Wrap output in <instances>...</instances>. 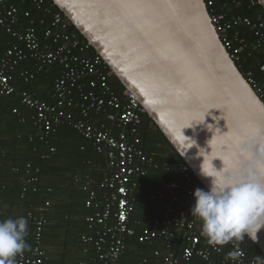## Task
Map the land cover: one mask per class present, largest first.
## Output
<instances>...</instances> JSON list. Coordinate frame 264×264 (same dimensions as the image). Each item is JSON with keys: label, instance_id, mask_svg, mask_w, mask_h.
<instances>
[{"label": "built area", "instance_id": "2783aa9c", "mask_svg": "<svg viewBox=\"0 0 264 264\" xmlns=\"http://www.w3.org/2000/svg\"><path fill=\"white\" fill-rule=\"evenodd\" d=\"M248 1L249 7L260 5L259 0ZM18 2L28 7L21 11L12 0H0V26L16 40L4 51L0 50V95L18 93L22 103L36 112L34 122L42 137H51L57 128L68 124L91 140L94 150L105 158L107 169L99 182L87 173H78L74 178L75 184L88 193L86 207L94 209L87 220L97 226L94 234L82 236L83 242L95 249L90 261L84 264H121L128 239L136 235V229L131 226V216L143 193L139 179L158 165L143 147L139 124L145 108L130 88L115 89L107 63L98 53L88 54L92 45L71 29L72 22L62 11L55 10L54 5L46 3V0ZM206 3L226 48L264 102V82L252 71H244L242 47L234 46L230 37L232 30L247 21L231 17L226 10L220 11L216 0H206ZM248 25L256 38L255 47H264V13L258 12ZM26 60H31L38 72H48L55 65L61 67L54 83L53 102L41 100L26 90L20 91L14 84L13 72L19 63ZM33 77L31 70L23 73L26 82ZM14 113H19V110L14 109ZM100 115L105 120H100ZM21 120L25 121V118ZM51 150L55 151V148ZM27 167L31 168V164ZM178 169L180 181L163 183L166 199L162 216L139 223L142 228L139 242L153 244L161 240L164 249H156L154 253L156 256L164 253V264H180L181 259L194 256L200 258L202 264H237L225 257L238 241L229 242L226 246H213L202 238L201 221L190 214L195 190L190 186L191 169L187 163H179ZM31 180L38 178L33 176ZM156 197L151 195V198ZM185 197L188 199L186 205L183 203ZM26 218V242L32 236L34 244L16 257V264H43L47 258L42 246L47 219L44 214L35 212H28ZM31 226L34 229L32 233ZM177 238L183 243L181 257L173 251ZM240 249L244 255L239 264H255L247 250ZM139 264L151 262L144 258Z\"/></svg>", "mask_w": 264, "mask_h": 264}, {"label": "water", "instance_id": "95a60500", "mask_svg": "<svg viewBox=\"0 0 264 264\" xmlns=\"http://www.w3.org/2000/svg\"><path fill=\"white\" fill-rule=\"evenodd\" d=\"M52 1L207 189L213 177L200 173L199 155L206 164L213 158L222 178L238 179L249 168L264 173V102L226 48L206 0ZM257 236L264 253V228Z\"/></svg>", "mask_w": 264, "mask_h": 264}, {"label": "trees", "instance_id": "16d2710c", "mask_svg": "<svg viewBox=\"0 0 264 264\" xmlns=\"http://www.w3.org/2000/svg\"><path fill=\"white\" fill-rule=\"evenodd\" d=\"M216 1L220 11L226 10L225 6L228 4L232 7L228 11L231 17H234L232 14L238 11L240 15L248 17L247 22H253L258 12L264 13L261 4L252 8L249 7L248 0ZM12 2L17 3L21 11L28 7L19 3L18 0H12ZM46 3L53 4L55 10L61 11L52 0H46ZM242 15L241 17H243ZM247 22L232 30L230 37L234 40V46L242 47L241 65H243L244 71H252L260 81L264 82V47H255L256 38ZM71 29L81 39L86 40L73 24ZM15 42L16 40L0 26V50L4 51L11 43ZM96 53L93 47L88 52L90 55ZM27 62L33 64L31 60H26L19 63L14 70V84L20 91L26 90L41 100L53 102L54 83L61 73V67L55 65L48 72H38L33 64V68L30 70L34 72V77L26 82L23 73L29 69L21 70V68ZM107 68L110 70L109 66ZM110 81L117 91H122L125 88L116 76H111ZM14 109H18L19 113H14ZM77 112L78 109L75 110L76 114ZM35 113L33 109L22 103L18 93L8 96L0 95V145L2 146L0 151V220L9 217H26L28 212H35L44 214L48 224L49 220L53 219V214L58 207L60 210L64 208L68 212L74 209V205L65 207L60 204L61 195L73 188L71 191L76 194L77 208L80 210L78 214L81 213L85 226V232L80 236V240L88 255L82 259V262H85L86 259L89 261L94 255L95 249L92 245L85 244L82 236L92 235L97 230V226L87 220L94 209L86 207L88 193L81 186L75 184L74 178L78 173H87L99 182L107 169L106 160L94 150L91 140L84 138L68 124L57 128L51 137H42L34 122ZM22 117L25 118V121L21 120ZM99 119L105 120V117L100 115ZM139 128L146 154L153 157L158 165L150 168L148 173L139 179L143 193L131 216V226L136 229V235L128 239V247L122 256L121 264H126V261L127 264H139L144 258H148L151 264H164V253L160 256H156L154 253L156 249H164L162 241L156 240L153 244L142 243L139 242L138 236L142 231V223L162 216L166 199L163 183L171 180L180 181L178 165L186 162L146 112L142 114ZM51 148H55V151H52ZM89 161L92 163L88 164ZM28 164H31L29 169ZM15 168L17 170H14ZM37 169L39 172H36ZM191 174V187L208 190L192 170ZM33 176H36L38 180H31ZM153 194L157 197L151 198ZM47 202L50 204L47 205ZM187 202L188 199L185 197L183 203L186 205ZM33 230V226H31V233ZM202 238L206 239L203 236ZM44 243L43 234L42 246L45 250ZM237 243L247 250L250 259H255L256 255H264L261 249L247 237ZM28 244L29 248L34 244L32 236H30ZM182 250L181 239H175L173 251L181 257ZM43 264H54L51 256L47 254ZM180 264H202V262L200 258L194 256L189 259H181Z\"/></svg>", "mask_w": 264, "mask_h": 264}, {"label": "clouds", "instance_id": "9594fccd", "mask_svg": "<svg viewBox=\"0 0 264 264\" xmlns=\"http://www.w3.org/2000/svg\"><path fill=\"white\" fill-rule=\"evenodd\" d=\"M199 156L203 157L200 173L213 177L208 190L196 188L193 192L190 214L201 221V236L213 246L243 241L245 237L257 241V233L264 228V173L249 168L238 179L222 178L212 164L213 158L206 164L205 155ZM27 232L26 217L0 220V264H16V257L29 249ZM243 255L237 243L225 259L239 264ZM255 264H264V255H256Z\"/></svg>", "mask_w": 264, "mask_h": 264}, {"label": "crops", "instance_id": "0c3cea01", "mask_svg": "<svg viewBox=\"0 0 264 264\" xmlns=\"http://www.w3.org/2000/svg\"><path fill=\"white\" fill-rule=\"evenodd\" d=\"M225 8L226 12L232 9L229 5L225 6ZM232 15L235 18H240L242 14L240 15L236 11ZM242 16L241 18L248 20V17ZM32 68L33 64L30 62L28 64L27 62L21 70H30ZM71 190H67L61 195L60 204L65 205V207L74 205V209L68 212L66 209L62 208L60 210L58 207L53 214V219L49 220L44 230V247L54 264H84L88 261L84 259L85 262H82V259L88 255V252L83 249V243L80 240V236L85 232V226L81 213L78 214L80 210L77 208L76 194ZM125 263L127 264V261Z\"/></svg>", "mask_w": 264, "mask_h": 264}]
</instances>
